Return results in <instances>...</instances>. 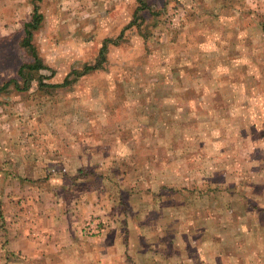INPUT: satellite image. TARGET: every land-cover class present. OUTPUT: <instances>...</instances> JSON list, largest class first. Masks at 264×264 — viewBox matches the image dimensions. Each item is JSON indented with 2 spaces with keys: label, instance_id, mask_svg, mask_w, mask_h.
I'll list each match as a JSON object with an SVG mask.
<instances>
[{
  "label": "rangeland",
  "instance_id": "1",
  "mask_svg": "<svg viewBox=\"0 0 264 264\" xmlns=\"http://www.w3.org/2000/svg\"><path fill=\"white\" fill-rule=\"evenodd\" d=\"M86 1L0 0V154L77 146L89 153L80 175L89 188L120 201L167 198L171 232L179 199L190 225L194 200L201 211L216 205L203 257L217 247L221 264H264V93L251 75L264 69V0ZM35 5L42 22L32 43L44 68L21 79L19 68L33 63L22 40ZM221 21L231 28L220 38L239 43L215 50L211 27ZM103 45L101 66L79 75ZM154 240L132 238L131 247Z\"/></svg>",
  "mask_w": 264,
  "mask_h": 264
},
{
  "label": "crops",
  "instance_id": "2",
  "mask_svg": "<svg viewBox=\"0 0 264 264\" xmlns=\"http://www.w3.org/2000/svg\"><path fill=\"white\" fill-rule=\"evenodd\" d=\"M226 15L231 19L230 14ZM227 22L221 21L220 25L211 27L216 34L209 39L214 40L209 44L215 50L222 45L239 43L234 34L226 41L220 38L229 35L224 33L231 28ZM250 23L245 21L242 29H245V39L253 41ZM258 27L257 38L264 40V27ZM203 40L200 36L196 45L204 44ZM251 75L260 79L259 87L264 93V69L252 71ZM259 139L264 142L263 137ZM46 143L45 150L35 149L33 153L8 151L0 154V264H205L207 256L211 258L212 255L215 258L208 264H221L216 241V249L210 248L207 256L203 257L201 252L202 235L211 225L204 222L215 217L216 205L213 209L210 205L204 206L201 211L199 199L194 200V223L190 225L191 222L186 224L189 221L186 200L179 199L176 203L179 223L171 232L164 225L169 215L167 198L132 195L125 201L112 199L102 188H89L84 178L72 180L71 177L88 164V152L72 145L67 153H56L51 150L55 148L47 147ZM262 148L260 152L264 158ZM75 162L78 163L76 167L69 166ZM261 173L264 170H259L260 176ZM258 189L264 190V175ZM118 204L124 207L120 209ZM130 218L135 222L133 228L128 226ZM86 223L98 225L99 234L87 235L84 232ZM140 237L149 238L150 244L154 239L161 244L131 247V239L140 240ZM188 242L191 243L187 245ZM124 253L135 257L137 263L125 261Z\"/></svg>",
  "mask_w": 264,
  "mask_h": 264
},
{
  "label": "trees",
  "instance_id": "3",
  "mask_svg": "<svg viewBox=\"0 0 264 264\" xmlns=\"http://www.w3.org/2000/svg\"><path fill=\"white\" fill-rule=\"evenodd\" d=\"M42 22V15L38 12L37 6L33 7V12L31 14V18L23 25V33L24 38L22 40V46L25 47L32 57L33 63L30 65H23L19 68L18 75L21 79L25 78V75L27 72H38L44 68L42 62L40 61V58L38 57L37 51L35 46L32 43L33 34L35 31H37L41 25ZM106 50V45H103L99 51V58L100 60L92 67L85 66L83 69V72L79 75L90 73L91 71L97 70L99 66H101V63L105 60L104 59V52ZM42 79V78H41ZM68 79H65V81L58 86H65L68 84ZM13 83V82H12ZM6 85L2 87V89H5ZM1 91V90H0ZM84 169H79L77 171V174L74 175V177H71L72 180L76 181V179L80 178L81 173Z\"/></svg>",
  "mask_w": 264,
  "mask_h": 264
},
{
  "label": "built area",
  "instance_id": "4",
  "mask_svg": "<svg viewBox=\"0 0 264 264\" xmlns=\"http://www.w3.org/2000/svg\"><path fill=\"white\" fill-rule=\"evenodd\" d=\"M100 227L98 225H93L91 223H86L84 225V232L87 235H97L100 232Z\"/></svg>",
  "mask_w": 264,
  "mask_h": 264
}]
</instances>
